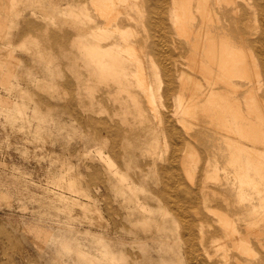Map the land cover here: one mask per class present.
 Segmentation results:
<instances>
[{
  "label": "rangeland",
  "instance_id": "1",
  "mask_svg": "<svg viewBox=\"0 0 264 264\" xmlns=\"http://www.w3.org/2000/svg\"><path fill=\"white\" fill-rule=\"evenodd\" d=\"M93 1L0 0V264H221L226 147L202 110L187 133L173 116L206 87L194 66L207 61L172 28L173 0H130L114 21ZM210 1L236 65L258 73L252 94L233 79V97L263 119L264 0ZM187 5L196 41L206 26Z\"/></svg>",
  "mask_w": 264,
  "mask_h": 264
},
{
  "label": "bare ground",
  "instance_id": "2",
  "mask_svg": "<svg viewBox=\"0 0 264 264\" xmlns=\"http://www.w3.org/2000/svg\"><path fill=\"white\" fill-rule=\"evenodd\" d=\"M128 1L130 0H94L93 4L106 20L114 21L117 16V12H115V10H117L116 8L119 7L120 4L125 5ZM213 1L217 9H220L221 3L235 6L236 2V0ZM187 2H189V0H173L172 14L170 13L172 15V20H169L172 21L175 27L172 26V28L174 30L176 29V32L182 33L187 43L191 44L198 54H201L203 58L206 59V63L198 62L197 60L198 65L196 64L194 66L195 69L196 66L200 69L206 81V87L197 89L194 81L180 75L181 83L184 82V84L196 86L194 88L197 93L190 94L189 97L192 98L191 101H189V97V100H186V98H183L185 99L183 100L179 95L177 98V110L173 116L176 124L181 125L187 133V130H191L192 123H190V120H192V122H195V120L198 121V119H196L198 115L197 112L202 110L204 113L203 116L209 118V127L217 129L216 134L219 135L226 147L227 156L225 169L223 167L225 176L221 184L224 188H222L221 193L223 195L226 193L227 188L230 189L233 193L231 197H234V203L230 204L228 200L230 197L224 195L223 198L226 204V211H217L218 213H214L217 216L216 223L218 228L221 229L224 239V241H219L216 245L217 249L221 252V260L223 262L221 264H229L228 261L230 259H233L235 264H264V232L260 228L261 222H264V118L262 119L260 112L255 108L251 99L248 100L246 104L247 109L246 112H244L241 110L240 104L233 97L239 90V86L233 79L244 78L249 83L253 81L252 83L255 86L250 90V94H252L255 93V90H258L256 87L259 83L258 73H251L253 76L252 80L250 78V69L254 67H249V69L246 65L240 64L241 68L236 65L238 62L240 63L241 60L245 59L243 57L244 54L241 50L234 48L231 42L224 39L220 31L221 28L217 26L218 18L215 13L216 10H214L215 7H212L210 0H190V2H194L196 5L195 11L199 15L202 25L206 26V29L200 30L201 32L198 33V40L192 41L191 37L194 35V30L191 24L194 17L189 10ZM232 10L235 12L236 8L233 7ZM156 20L158 21V19ZM123 33L132 35V32L129 30H123ZM261 38L264 39L263 33ZM123 51L127 58L136 62L140 68H143L142 59L140 60V57L136 55L134 50L126 48L123 49ZM258 52L259 55H262L259 66L264 71V51L258 49ZM246 58L249 60L248 57ZM159 60L161 62V59ZM248 64L250 65L249 62ZM166 65L164 66L167 67ZM194 67L192 66V68ZM141 76L144 78H141L142 81L147 83L145 82L146 77L143 71ZM219 85L221 87H218ZM144 96L147 100L146 102L156 109L155 95L148 90V92L144 93ZM184 168H186V164L183 169ZM205 168L208 169L209 166ZM202 173L204 174L203 171ZM205 173L208 174L207 171ZM220 179L218 181H220ZM202 184L201 186H204ZM227 191L231 192L229 190ZM205 204L206 201L202 205L205 209H208ZM229 206L235 208L236 211H233L231 214V211L228 210ZM208 211L211 212L209 209ZM241 228H244L245 233H243L244 230H240ZM227 241H229L230 245H228ZM252 241H254L253 244ZM230 249L237 252L244 260L235 258L234 256L231 258L229 254V251H231ZM205 254L207 256L206 258L210 257L208 253Z\"/></svg>",
  "mask_w": 264,
  "mask_h": 264
}]
</instances>
